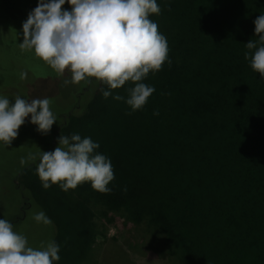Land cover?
<instances>
[{"label":"trees","instance_id":"obj_1","mask_svg":"<svg viewBox=\"0 0 264 264\" xmlns=\"http://www.w3.org/2000/svg\"><path fill=\"white\" fill-rule=\"evenodd\" d=\"M157 3L160 14L149 18L171 64L144 81L155 88L144 108L105 99L93 80L57 134L100 145L114 170L112 191L87 182L44 190L36 163L21 171L18 188L57 228L54 211L78 209L95 234L89 223L102 208L145 225L175 264H264V80L245 59L264 0ZM124 87L113 95L126 97Z\"/></svg>","mask_w":264,"mask_h":264},{"label":"clouds","instance_id":"obj_2","mask_svg":"<svg viewBox=\"0 0 264 264\" xmlns=\"http://www.w3.org/2000/svg\"><path fill=\"white\" fill-rule=\"evenodd\" d=\"M66 3L70 10L63 8ZM160 12L157 0H38L22 23L23 39L18 44L22 52L45 62L58 78L65 71L71 73V79L63 81L65 85L94 80L105 86L101 88L105 99L112 96L124 101L135 112L144 108L155 91L144 83L149 73L160 71L166 61L171 64L166 37L149 18ZM253 23L258 39L245 44L249 50L245 59L264 80V14ZM126 84L130 86L124 87ZM122 87L126 97L113 95V90ZM50 104L47 97L10 100L0 95V144L10 146L26 119L37 132L47 135L58 123ZM99 147L91 137L60 135L53 151L40 150L38 156L30 153L20 164L36 163L44 190L57 185L67 192L87 182L95 191L108 194L114 170L111 160L97 151ZM31 218L37 224H51L43 211H35ZM59 252L55 240L29 246L25 235L0 218V264H58Z\"/></svg>","mask_w":264,"mask_h":264},{"label":"rangeland","instance_id":"obj_3","mask_svg":"<svg viewBox=\"0 0 264 264\" xmlns=\"http://www.w3.org/2000/svg\"><path fill=\"white\" fill-rule=\"evenodd\" d=\"M37 2L0 0V95L10 100L16 96L29 100L47 97L51 100L50 108L58 123L44 135L26 119L10 146L0 144V218L9 220L15 231L27 237L31 247L55 240L60 246L58 264H175L161 238L148 233L145 225L134 224L121 214L108 213L105 216L102 208L93 211L89 223L96 228L95 234L94 229L86 224L85 214L78 209L54 211V216L61 223L60 228L52 221L45 226L32 220L35 211L46 212L27 202L18 188L22 181L21 171L35 164L22 167L20 160L30 153L38 156L40 150H54L65 118L87 102L89 94L85 91L90 85V82L65 85L63 81L70 80L71 73L65 71L64 76L58 78L41 59L21 51L18 43L23 39L22 23ZM63 8L70 10L67 3ZM91 236L93 242L87 251L85 248Z\"/></svg>","mask_w":264,"mask_h":264}]
</instances>
